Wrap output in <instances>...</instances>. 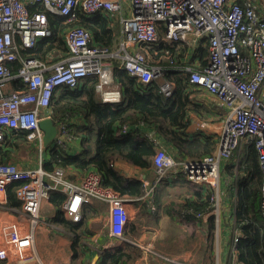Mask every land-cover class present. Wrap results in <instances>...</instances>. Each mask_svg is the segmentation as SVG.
<instances>
[{
	"label": "built area",
	"instance_id": "1",
	"mask_svg": "<svg viewBox=\"0 0 264 264\" xmlns=\"http://www.w3.org/2000/svg\"><path fill=\"white\" fill-rule=\"evenodd\" d=\"M31 7L35 9L30 10ZM45 10L66 18V22L78 15L105 17V13H118L121 29L118 50L95 44L88 30L75 26L63 33L65 53L58 55L52 51L46 59L30 56L39 42L53 33ZM160 42H184L194 49H206L207 65L184 63L181 68L189 72V85L205 90L225 106L226 119L217 152L197 160H176L157 137L148 135L155 147L154 181H172L171 173L175 170L183 173L187 181L215 188L220 181V162L229 160L234 151L250 141L262 173L260 210L264 220V12L259 10L256 0H0V147L16 131L24 132V141L37 146L33 167H19L9 160L0 162V198L5 196L9 184L21 182L15 195L27 219L24 230L16 222L7 223L10 230L0 247V259L19 258L25 253L39 220L41 202L54 191L65 195L60 209L72 221L81 219L84 204L92 201L105 204L104 224L109 235L118 243L126 240L124 231L129 219L126 203L137 198L103 185L100 173L94 170H87L75 179L70 178L69 168L47 171L45 149H66L74 135L61 123L54 144L46 148L39 121L52 118L50 104L54 91L62 87L79 88L89 76H96L94 89L103 103L121 101L123 94L113 84L108 60L112 57L119 58V67L139 82H156L159 91L170 96L174 86L164 77L163 66L152 64L149 56L137 50ZM132 47L136 51L131 52ZM22 49H26L27 57ZM16 62L19 67L12 72L8 64ZM168 67L174 68V64ZM13 80L22 87L7 91L6 84ZM128 131L123 126L119 134ZM237 239L238 235H234L233 243ZM154 254L176 264H195Z\"/></svg>",
	"mask_w": 264,
	"mask_h": 264
},
{
	"label": "trees",
	"instance_id": "2",
	"mask_svg": "<svg viewBox=\"0 0 264 264\" xmlns=\"http://www.w3.org/2000/svg\"><path fill=\"white\" fill-rule=\"evenodd\" d=\"M33 9L35 7L30 8V10ZM46 14L53 33L42 39L37 48L31 51L32 57L46 59L54 50L65 53L63 33L67 28L75 26L88 30L94 43L98 45L111 49L114 44L116 35L108 27L109 21L102 15L92 17L78 15L73 21L66 22V18L53 15L48 11ZM187 45L183 42H160L141 49L145 55L149 56L152 64H157L154 60L160 55L172 54L174 57L171 58L177 59L176 64L181 63L182 66L185 64L180 62L181 57H189V64L207 65L206 49L203 47L194 49ZM188 48L191 50L188 51ZM22 53L24 57H27L26 49H22ZM54 58L58 57L55 55ZM8 65L12 72H16L19 67L18 62ZM161 65L164 69V77L174 86L170 96H164L156 82L141 83L122 68H115L113 71V83L118 84L123 94L121 101L117 103H103L98 99L94 89L98 81L96 76L84 78L79 88L62 87L54 91L50 104L54 122L57 125L62 123L74 136L78 131L84 135L81 136V149L75 154L67 153L65 148L45 149L48 159L44 168L47 171H52L56 167H73L79 171L91 169L100 173L103 185L130 198L141 197L145 193L142 181L125 177L114 167L116 160H125L140 169L152 167L154 145L139 133L140 122L152 127L154 132L162 137L164 143H170L178 150L179 156L174 157L176 160H197L212 154L216 149L214 139L204 135L202 130L191 136L184 131L187 127L186 114L196 107L189 100V93L193 92L191 90L193 86L188 84L189 72L183 70L182 66L174 65L172 68L168 67L170 64L164 62H161ZM10 86L7 91L22 87L16 80L11 81ZM123 126H127L129 131L120 135L119 129ZM25 135L22 131L9 135L6 144L0 147V162L8 160L12 150L25 140ZM243 146L246 147L247 152L244 158L241 157L243 160L240 161L237 170H228V174L236 178V190L231 187L235 198L233 229L240 232L231 251L236 253L238 264H264V220L260 210L262 176L253 144L249 141ZM187 182L192 184L194 188L192 194L195 198H199V201H189L185 207L207 210L211 203L209 199L211 188L205 184L194 185L190 181ZM20 184L19 181L13 182L6 188L9 203L12 201L19 205L15 190ZM160 185L163 186L162 182ZM161 187L158 186L152 192L151 203L156 206V209L157 205H161ZM64 199L63 193L54 191L49 194V200L59 207L56 222L71 229L80 222L74 223L64 217L60 209ZM184 210L183 207L180 213H185ZM208 229L214 230L213 215L209 216ZM136 255V252L131 253L126 247L116 246L104 250L100 262L127 264V259Z\"/></svg>",
	"mask_w": 264,
	"mask_h": 264
},
{
	"label": "crops",
	"instance_id": "3",
	"mask_svg": "<svg viewBox=\"0 0 264 264\" xmlns=\"http://www.w3.org/2000/svg\"><path fill=\"white\" fill-rule=\"evenodd\" d=\"M256 5L261 12H264V0H256ZM109 17L113 22H110ZM105 18L109 21L108 27L116 35L111 50L117 51L121 41L120 15L116 12L105 13ZM137 50L142 51L140 47H137ZM190 50L191 48H188V51ZM54 51L58 52V55L63 53L59 50ZM171 57L174 56L172 54L160 55L154 60L157 63L155 65L162 66L161 62L173 63L177 67L183 65L176 64L177 59ZM108 60L111 63L105 61L111 64L112 72L115 68H122L119 67V58L112 57ZM189 61V57L180 58V62L187 65ZM9 87L11 86L6 84V88ZM115 87L119 88L117 83ZM191 90L198 91L189 93V100L196 107L187 112V127L184 131L189 136L195 134L196 130L204 131V135L216 141V149L212 153L214 154L219 146L221 130L226 119V108L205 90L196 86L191 87ZM220 122H222L221 127ZM138 128L139 133L148 141V135L157 137L160 145L168 153L174 157L179 156L178 150L170 143H164L162 137L157 135L152 127L140 122ZM82 135L84 134L78 131L74 138L67 142L65 149L67 153L80 151ZM36 147L34 143L21 141L18 147L12 150L8 160L15 162L19 167H33L36 165ZM246 152V147L243 146L234 151L232 160L220 162V181L217 187L211 188L209 198L211 203L207 210L206 208L203 210L195 208L197 211L185 207L189 201H199V198H195L192 194L194 188L191 183L187 182L183 173L173 170L171 174L174 175V179L163 181L161 187V182L154 181L155 174L152 167L140 169L125 160H116L114 167L118 172L128 178L140 179L146 186L144 196L126 203L129 219L124 231L126 238L124 242L118 243L109 235L104 224L107 213L105 204L98 201L84 204L81 207L79 221H72L64 216L74 223L80 222L74 228L69 229L56 222L59 207L47 199L41 202L39 220L33 229V237L25 253L19 258L0 259V264H102L100 261L103 251L112 249L116 245L126 247L131 253H137L133 258L127 259V264H176L154 253L170 255L178 258L179 261L182 259L183 262L195 264H238L236 253L231 251L234 235H240L238 230L233 229L235 198L232 188L236 190L237 184L236 178L228 174V170H237L240 161L243 160L241 157L244 158ZM176 169L178 170V167ZM86 171L69 167L68 174L70 178H80ZM158 186L161 187V205H157L156 209V206L150 203L151 199L153 200L152 192ZM19 202V205L12 201L9 203L6 192L5 196L0 198V247L10 230L7 226L8 222H16L22 230L27 228V219ZM183 207L186 212L181 214L180 210ZM210 215L214 217V230L208 229Z\"/></svg>",
	"mask_w": 264,
	"mask_h": 264
},
{
	"label": "water",
	"instance_id": "4",
	"mask_svg": "<svg viewBox=\"0 0 264 264\" xmlns=\"http://www.w3.org/2000/svg\"><path fill=\"white\" fill-rule=\"evenodd\" d=\"M39 127L43 131L42 143L44 147L49 148L55 142L56 137L59 134L58 125L52 118L40 119Z\"/></svg>",
	"mask_w": 264,
	"mask_h": 264
},
{
	"label": "rangeland",
	"instance_id": "5",
	"mask_svg": "<svg viewBox=\"0 0 264 264\" xmlns=\"http://www.w3.org/2000/svg\"><path fill=\"white\" fill-rule=\"evenodd\" d=\"M135 48H133V49H130V51L131 52H133V50H134ZM192 91H194V92H198L197 90H192ZM193 92V93H194ZM192 93V92H191ZM219 126L221 127L222 126V122H220L219 123ZM201 130V129H200ZM200 130H196V131H200ZM215 137H216V134H215ZM21 143V142H20ZM72 154H75V153H72ZM43 158L45 159V161H47V159H48V157H47V154L44 152L43 153ZM193 183V182H192ZM194 185H198V184H196V183H193ZM99 202V201H98ZM232 242H233V239H232ZM232 245H233V243H232ZM232 245H231V247H232ZM116 246H119V245H116ZM116 246H114V247H116ZM114 247H112V248H114ZM106 250H109V249H106ZM169 257H171L170 255H168ZM172 259H176V260H179L178 258H173V257H171ZM182 259H180V261H181Z\"/></svg>",
	"mask_w": 264,
	"mask_h": 264
}]
</instances>
